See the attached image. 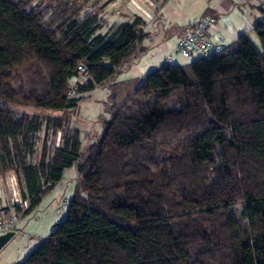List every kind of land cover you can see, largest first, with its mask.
Returning a JSON list of instances; mask_svg holds the SVG:
<instances>
[{
	"label": "trees",
	"instance_id": "1",
	"mask_svg": "<svg viewBox=\"0 0 264 264\" xmlns=\"http://www.w3.org/2000/svg\"><path fill=\"white\" fill-rule=\"evenodd\" d=\"M88 1L0 0V175L14 172L23 215L66 168L78 176L62 222L18 264H264V21L258 46L242 33L112 80L146 33L137 19L99 33ZM109 80L108 117L83 148L61 116L13 108L63 111L70 88ZM44 124L62 140L33 163Z\"/></svg>",
	"mask_w": 264,
	"mask_h": 264
},
{
	"label": "rangeland",
	"instance_id": "2",
	"mask_svg": "<svg viewBox=\"0 0 264 264\" xmlns=\"http://www.w3.org/2000/svg\"><path fill=\"white\" fill-rule=\"evenodd\" d=\"M103 0L95 1L89 0L90 8L94 5H100ZM199 7V6H197ZM201 9H195L191 13L192 19L197 16ZM116 21H122L125 18L122 16L113 17ZM173 19L179 20L181 17L175 15ZM170 18L167 17L165 21L166 35L158 34V32H149L148 36L143 40L141 47L145 48L138 52L136 56L128 59L120 71L112 80H122L131 77H140L143 74L153 70L164 62L170 55L172 64L186 65L194 59L193 57L185 58L173 51V47L178 38L174 33L173 28L169 24ZM106 32L110 28H105ZM156 30V28H155ZM250 40L258 46L257 36L252 32L248 36ZM170 54V55H169ZM86 75L80 78V83H84ZM111 80L97 85L92 91L77 94L79 96L76 104L73 107L66 108L63 111H51L39 109L30 106H13L18 112H26L30 114L39 113L43 117L47 115L61 116L64 126L70 129H77L79 132V139L82 148L87 144L96 140L102 132V122L108 117L106 108L108 105V84ZM73 83L70 82V87ZM62 140V130H49L44 124L37 136V146L34 154L30 158L31 162L36 163L42 151L44 142H53L54 145L60 144ZM78 176L74 167L66 168L64 170L61 180L54 186V188L42 197L41 201L36 205L32 211L22 216L20 220V227L22 233L14 234L9 241H7L0 248V264H18L23 261L40 243L47 237L64 219L69 201L71 199L73 190L78 183ZM1 184V181H0ZM4 191H0V197L5 201H12L17 197L19 201L18 183L15 178V183L4 185Z\"/></svg>",
	"mask_w": 264,
	"mask_h": 264
},
{
	"label": "crops",
	"instance_id": "3",
	"mask_svg": "<svg viewBox=\"0 0 264 264\" xmlns=\"http://www.w3.org/2000/svg\"><path fill=\"white\" fill-rule=\"evenodd\" d=\"M93 8L99 10L100 19L103 21L102 27L98 30L99 33L104 34L105 28L111 29L120 22L137 19L146 37L149 32L166 35L167 17L170 18V27L179 38L189 23L203 14H212L217 19V32L215 31L214 35H221L226 44L234 41L242 33L249 36L252 33V27L264 21V0H103L100 5L96 4ZM197 8L201 11L192 19L191 13ZM139 9L145 14V19H139ZM175 15L181 18L173 19ZM115 16H122L125 19L116 21L113 18ZM170 56L168 62L171 63ZM0 181L2 192L5 184L12 186L15 183L14 172L1 174ZM12 204L13 200L5 201L0 197V209L10 211Z\"/></svg>",
	"mask_w": 264,
	"mask_h": 264
},
{
	"label": "built area",
	"instance_id": "4",
	"mask_svg": "<svg viewBox=\"0 0 264 264\" xmlns=\"http://www.w3.org/2000/svg\"><path fill=\"white\" fill-rule=\"evenodd\" d=\"M139 19H145V14L139 9L138 12ZM217 19L212 14H203L197 18L192 23H189L184 30L183 34L177 39L174 51L177 54L185 58L190 57H206L213 53L220 52L226 43L221 35H214L217 32ZM169 60L168 58L166 59ZM79 74L73 79L75 83L81 77L84 72V67L82 65L78 66ZM74 93V89L70 88L68 90V96ZM13 205H20V210L13 209ZM27 206L26 202H21L17 198L13 199V204L11 205L12 210L5 211L0 209V236L13 232V234L22 233L20 227V220L23 216V209Z\"/></svg>",
	"mask_w": 264,
	"mask_h": 264
},
{
	"label": "water",
	"instance_id": "5",
	"mask_svg": "<svg viewBox=\"0 0 264 264\" xmlns=\"http://www.w3.org/2000/svg\"><path fill=\"white\" fill-rule=\"evenodd\" d=\"M13 232H8L0 236V248L10 240V238L13 236Z\"/></svg>",
	"mask_w": 264,
	"mask_h": 264
}]
</instances>
